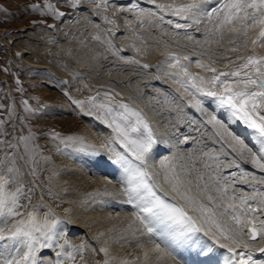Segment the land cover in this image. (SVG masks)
Listing matches in <instances>:
<instances>
[{"label": "snow or ice", "instance_id": "snow-or-ice-1", "mask_svg": "<svg viewBox=\"0 0 264 264\" xmlns=\"http://www.w3.org/2000/svg\"><path fill=\"white\" fill-rule=\"evenodd\" d=\"M90 2L96 4L102 12L109 6L108 0H90ZM150 2L155 4L160 12L167 8L171 15L186 21V23L167 21L168 24H174L177 29H187L193 25L206 23V32L215 39L216 43L228 39L230 45L226 49L228 53L255 52L257 48H264V0H190L189 3L181 5L157 4L156 0ZM79 3L80 0H72L70 6L76 7ZM208 4H212L213 7L208 8ZM46 6L50 11H54L52 5ZM57 15L62 16L63 13ZM149 15L155 13L150 11ZM105 19L107 20V17ZM159 19L163 21L164 16L160 15ZM107 22L113 23L111 20ZM188 38L192 39V36L189 35ZM205 39L208 37L206 36ZM181 59L189 60V57L172 54L171 61H166L170 67H179L183 73L184 79L176 78L174 82L189 95L213 98L217 105L230 113L235 121L252 131L257 145L255 148L250 147L229 130L226 123L218 120L215 115L210 116L207 121L222 130L216 133L219 139L223 140L225 136L231 138L237 146L233 151L241 160L264 173V55H239L229 59L228 63L224 64L225 68L230 64L237 65L231 71H219L212 66L215 61H210L208 64L197 61L196 67L214 73L207 79L192 75L188 71V65L180 63ZM225 59L228 57L225 56ZM239 61L242 63H238ZM105 99L107 103H100L97 107L104 110L109 127H113L116 132V140L135 157L136 161H139L134 163L126 156L116 153V162L121 164L127 173L124 192L129 198L128 202L136 208L134 213L136 231L141 232L142 235H149V243L154 245L143 249L142 261H130L125 258L119 260L118 264H160L161 261L166 264L165 258L171 256V253L167 247H161L156 243L158 230L164 239L171 236L173 240L187 238L190 234L201 231L205 235L211 233L216 238L214 244H218L220 249L228 253L225 264H264V259L254 257L253 254L255 250L264 256V246H260L264 244V189L256 186L264 185V175L256 177L242 173L244 181L249 183L252 191L250 195L244 193L238 196L237 190L232 186L241 182V176L235 172L231 173V178L222 176L219 168H213L212 164L208 163V160H218L209 153H205L208 157V160L204 161L205 171H200L194 163L179 164L177 169L171 160L162 162L161 166L166 173L165 182L185 203L182 206L171 202L166 194L158 191L148 170L149 154L153 151L154 145L163 141L155 136L142 111L136 110L126 102L113 106L111 103L113 97L108 93H105ZM90 100L95 101L96 97H91ZM24 103L27 105V101ZM202 104L203 101L197 99L193 106L200 109ZM57 138H59L58 134H53V139ZM31 139V136L23 137L17 145H9L16 152L11 156L5 153L3 159H0V216L19 215L17 211L20 207L19 200L24 195L20 186L22 165L19 161L23 158L16 153L21 142L24 144L25 152L30 151ZM74 139L76 138L67 137V140ZM31 162L35 163L34 157ZM219 163L224 164L225 161ZM229 163L234 164L237 169L241 167L235 160ZM13 186L15 190L9 191ZM230 187L231 193H229ZM189 211L196 212L199 216L189 215ZM4 223L6 224L7 221L5 220ZM48 227L51 226L45 225V228ZM40 231L41 228L37 226L34 214H30L28 223L21 221L8 229L7 236L2 234L3 228L0 227V240L28 242V254L25 257L18 261H7L5 264H26V262L36 264L33 258L36 249L33 245L38 243L35 233ZM44 235L47 237V232H44ZM245 237L256 243H249ZM102 251L105 257H109L107 248ZM104 264H113V260L106 258Z\"/></svg>", "mask_w": 264, "mask_h": 264}, {"label": "rangeland", "instance_id": "rangeland-1", "mask_svg": "<svg viewBox=\"0 0 264 264\" xmlns=\"http://www.w3.org/2000/svg\"><path fill=\"white\" fill-rule=\"evenodd\" d=\"M165 1L156 0V3L174 4L173 1ZM71 3L72 0H0V122H2L0 123V159H3L5 153L11 156L16 152L9 145H17L23 137H32L29 141L30 151L25 152L24 144L21 142L18 145L19 151L16 153L23 158L19 161L22 165L20 186L24 192L19 200L20 207L17 209L19 215L0 216V227H4H2V234L7 236L8 229L21 221L28 223L30 214H34L36 224L41 228L40 232L35 233L38 243L33 245L36 249L34 255L39 259V264L44 263L42 260L47 256L46 252L49 256L56 257V260L60 261L56 262L60 264H85V258L88 255L84 251L85 246L88 245L86 235L83 233H77V236L72 235L69 230L71 225L67 224L63 218L65 217L63 211L67 204L57 195L61 193L57 180L63 176L60 168L63 162H75L86 153L84 148L79 146L76 133L85 126L92 128L96 122L103 123L106 131L103 134L109 147L112 151L114 149L121 154L120 148L123 147L116 140V132L113 127H109L104 110L99 109L97 105L107 103L105 93H108L113 97L111 102L113 106L126 102L141 111L138 106L135 107L132 104L136 100L126 96L115 86L96 84L83 70L96 72L99 65L109 60L110 56V60L115 58L113 62L118 61L117 63L122 65L132 64V67L139 69L137 71L144 73L148 71V74L153 72V75L157 76L156 70L147 61L148 50L153 41L144 37L141 34L142 31L139 32L140 30L136 29V24L142 22L140 24L142 28L148 16L159 18L160 15H163L166 21H181L176 16L170 15L167 8L160 12L150 0H108L109 6L103 12L90 0H80L76 7H71ZM49 4L53 6L54 11L47 8L46 5ZM150 11L155 15H149ZM57 13H63V15L59 16ZM105 17L113 23H108ZM120 21L124 26L122 29ZM124 28L126 32H123ZM58 29L62 32L60 39L56 37ZM181 31L182 29L179 33ZM29 37L45 45L32 46ZM198 38L200 39L201 36ZM169 48L162 51L165 56L162 59L165 61H171L172 54L183 57L192 53L191 49L177 46L171 47L173 50ZM30 49L38 52L44 58V62H47L46 64L53 67L55 71L57 69L60 76L46 70L37 71L26 68L22 52ZM196 57H189L188 61L193 63V67L189 69L188 66V71L194 76L205 75L206 78L214 75L211 72L202 75L203 69L196 67L198 61ZM180 63L190 64L183 59ZM165 75L168 81L173 80V83L176 78L184 79L179 67L171 68ZM175 84L180 87L178 83ZM183 91L186 92L184 89ZM117 93L120 95H116ZM187 95L194 101L213 99L189 95L188 92ZM91 97H96V100L91 101ZM166 101L167 106L175 103L174 101L172 103L170 99ZM211 101L227 116L225 121L230 125L234 120L230 113L220 108L214 99ZM182 110L185 109L182 108ZM210 111L213 114L218 113L214 108ZM148 122L152 125L149 120ZM53 134H58L59 138L53 139ZM67 137L76 139L67 140ZM33 157L34 164L31 162ZM14 190L15 186L9 189V191ZM45 225L51 227L45 228ZM44 232H47V237ZM10 241L14 243L17 240ZM24 242L22 248L25 245L27 248L28 242L26 240ZM26 248L24 249L27 250ZM78 252L83 254L78 257ZM93 252H95L94 255L97 254L96 250ZM96 256L99 257L98 254ZM50 262V264L56 263L54 260Z\"/></svg>", "mask_w": 264, "mask_h": 264}, {"label": "bare ground", "instance_id": "bare-ground-1", "mask_svg": "<svg viewBox=\"0 0 264 264\" xmlns=\"http://www.w3.org/2000/svg\"><path fill=\"white\" fill-rule=\"evenodd\" d=\"M169 1H173L174 5L190 2V0ZM207 7L212 8L213 5L208 4ZM157 18L148 16L144 20V27L142 28H140L142 22L140 24L137 22L136 24V29H139V32L142 31L141 34L150 39L151 42L153 41L150 50H148L147 61L156 70L157 76L153 75V72L150 75L151 73L148 74V71L145 73L137 71L139 69L132 67V64L122 65L118 64V61L113 62L115 58L110 60V56L109 60L107 59L99 65V69L97 68L96 72L83 71L96 84L102 83L106 84V86L107 84L115 86L122 93H125L126 96L136 100L134 103L132 102L133 100L130 101L135 107L138 106L151 122L158 140L163 141V143L154 145L153 151L149 154L148 170L156 183L158 191L161 194H166L169 201L179 203L182 206L185 203L171 190L170 185L165 182L164 176L166 173L161 166L162 162L166 163L171 160L177 169H179V164L194 163L200 171H205L204 161L208 160L205 153L218 158L215 161L208 160V163L212 164L213 168H219L222 176L231 178V173L233 172L241 176V182L232 186L237 190L236 195L239 196L244 193L250 195L251 186L244 181L241 174L248 173L259 177L264 175V173H261L259 169L253 168L250 163L241 160L233 151V148L237 146L231 138L225 136L223 140L219 139L216 133L222 130L207 123V121L210 116L215 115L218 120L226 123L229 130L243 139L250 147L255 148L257 145L252 131L234 120L231 121L230 125L227 124L225 121L227 116L212 104L213 101L211 100L213 99H205L206 101H203L200 109L194 107L193 105L196 101L188 96L187 92H184L177 84L173 83V80L168 81V77L165 74L172 67L162 59L165 58L162 51H166L167 47L173 48V46L191 49L192 51H190L194 54H187L188 56L191 55L189 57L194 58V56H197L198 61L205 64L215 61L212 66L219 71H231L237 65L230 64L228 68H225L224 64L228 63L229 59H234L239 55H264V48H257L255 52L228 53L226 52V49L230 47L228 39L226 38L219 44L216 43L215 39L206 32V23L193 25V27L187 29L181 28L182 31L179 33L180 29L175 28L174 24H168L166 20L161 21ZM179 23H186V21L181 20ZM123 27L121 24V29ZM189 35L192 36V39L188 38ZM198 36H201V38L199 39ZM206 36L208 39H205ZM56 37H59V39L62 37L60 29L56 32ZM29 42L32 46L37 47L45 45L37 39L30 38ZM172 48L171 50H173ZM39 49L41 50V48ZM180 52L183 53L181 49ZM225 56L228 59H225ZM88 58L86 59L89 61ZM22 59L26 68L37 71L46 70L60 76L58 70L56 69L55 71L53 67L46 64L47 62H44V58L38 52L31 51V49L23 51ZM186 61L188 64L189 61ZM238 63H242V61ZM192 65V62L188 65L189 69ZM203 73L207 74L208 72L202 70V75ZM167 99L175 103L167 106L165 105ZM183 102L186 103L182 104ZM182 108L185 110L183 111ZM211 108H214L215 111L217 110L218 113L213 114L210 111ZM104 131L105 126L103 123L97 122L92 128L85 126L80 129L76 133V138L80 143L79 146H82L86 153L81 155L75 162L65 161L62 165L60 164L63 176L57 180L61 190V193L59 192L60 194L57 195L62 197L67 204L63 211L65 216L63 218L67 224L71 225L69 230L72 235L77 233L86 235V243L88 245L85 246L84 251L88 255L85 258V264H104V259L106 258L112 259L113 264H118L119 260L125 258L130 261H142L143 249L151 248L154 245L149 243V235H142L141 232L136 231L137 225L134 223L136 208L128 202L129 198L124 192L127 173L121 164L116 162L117 152L114 149L112 151L109 147V143L104 137L105 134H103ZM121 151V154L129 160L139 163L125 149L122 148ZM233 160L240 163L241 167L239 169L234 164L229 163ZM219 161H225V163L220 164ZM256 186L264 189V185L257 184ZM231 192L232 188L230 187L229 193ZM189 215L199 216L198 213L193 211H189ZM198 222L202 223V221ZM229 223L232 222L229 221ZM215 239L211 233L205 235L203 231L190 234L187 238L180 240H173L171 236L164 239L158 230L156 243H159L161 247H167L171 253V256L165 258L166 264H206L208 261H213L214 264H225V258L228 253L226 250L220 249L218 244H214ZM245 239H248L249 243H256L248 237H245ZM257 240H259V237ZM20 241L22 240H17L13 243L10 240H0V264H5L7 261H18L28 254V247L26 248V245L24 247L27 250L22 248L25 240L21 244ZM73 243H75V240ZM260 246H264V244ZM105 248L109 251V257L104 256L102 249ZM95 250L99 257H95L97 255H94L95 252L93 251ZM237 251H240V249H237ZM78 253V257L83 254L82 252ZM45 254L47 256L42 260L44 262L42 264H50L51 260L59 261L53 255L49 256L47 252ZM253 254L254 257L264 259V256L258 251L254 250ZM33 258L36 264H39V259L35 255ZM55 264L60 263L56 262ZM160 264H164V262L161 261Z\"/></svg>", "mask_w": 264, "mask_h": 264}]
</instances>
